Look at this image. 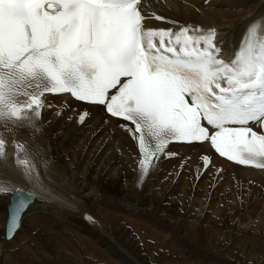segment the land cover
I'll list each match as a JSON object with an SVG mask.
<instances>
[{
	"label": "snow or ice",
	"instance_id": "snow-or-ice-1",
	"mask_svg": "<svg viewBox=\"0 0 264 264\" xmlns=\"http://www.w3.org/2000/svg\"><path fill=\"white\" fill-rule=\"evenodd\" d=\"M146 18L141 0H0V197L11 194L7 239L37 199L74 210V202L42 195L39 170L55 162L34 140L43 135L49 94L103 106L120 121L136 142L138 184L176 155L173 143H207L219 157L264 169V17L246 26L227 61L221 30L151 29ZM89 116L85 109L77 123ZM202 160L197 179L212 157ZM6 171L21 174L33 190L25 195Z\"/></svg>",
	"mask_w": 264,
	"mask_h": 264
},
{
	"label": "bare ground",
	"instance_id": "bare-ground-1",
	"mask_svg": "<svg viewBox=\"0 0 264 264\" xmlns=\"http://www.w3.org/2000/svg\"><path fill=\"white\" fill-rule=\"evenodd\" d=\"M155 3V9L172 16L166 1ZM169 3L180 12L172 16L179 21L225 33L226 61L246 26L264 17V0ZM47 103L52 107L45 110L43 130L77 186L61 177L63 191L74 190L76 211L38 199L8 240L7 204L0 202V264H264L263 171L216 157L206 144L175 145L172 152L178 155L164 159L140 188L136 148L101 106L85 105L90 116L79 126L82 105L66 94L48 95ZM34 143L46 154L41 143ZM205 155L212 162L197 179ZM85 212L94 222L83 218ZM235 244L236 253L223 255Z\"/></svg>",
	"mask_w": 264,
	"mask_h": 264
},
{
	"label": "rangeland",
	"instance_id": "rangeland-1",
	"mask_svg": "<svg viewBox=\"0 0 264 264\" xmlns=\"http://www.w3.org/2000/svg\"><path fill=\"white\" fill-rule=\"evenodd\" d=\"M218 7H219V6H218ZM199 13H202V12L199 11ZM190 216H191V215H190ZM235 246L237 247V245L235 244V245L232 246L231 250L229 249L228 251H224V252H223V255H224V254H225V256L228 255L230 251H231V252L234 251V253H236L235 251H237V250H236ZM232 249H233V250H232ZM234 249H235V250H234ZM223 250H226V247H225V249L223 248ZM231 252H230V253H231Z\"/></svg>",
	"mask_w": 264,
	"mask_h": 264
}]
</instances>
